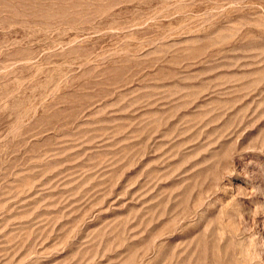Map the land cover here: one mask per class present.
Segmentation results:
<instances>
[{
	"label": "rangeland",
	"instance_id": "rangeland-1",
	"mask_svg": "<svg viewBox=\"0 0 264 264\" xmlns=\"http://www.w3.org/2000/svg\"><path fill=\"white\" fill-rule=\"evenodd\" d=\"M0 264H264V0H0Z\"/></svg>",
	"mask_w": 264,
	"mask_h": 264
}]
</instances>
